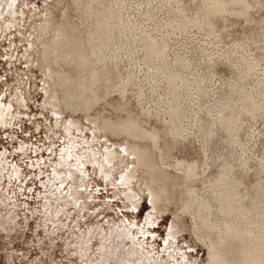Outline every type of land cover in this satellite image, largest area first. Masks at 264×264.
<instances>
[{
    "label": "rangeland",
    "instance_id": "374dc122",
    "mask_svg": "<svg viewBox=\"0 0 264 264\" xmlns=\"http://www.w3.org/2000/svg\"><path fill=\"white\" fill-rule=\"evenodd\" d=\"M16 12L0 264H264V0Z\"/></svg>",
    "mask_w": 264,
    "mask_h": 264
},
{
    "label": "flooded vegetation",
    "instance_id": "af4514ba",
    "mask_svg": "<svg viewBox=\"0 0 264 264\" xmlns=\"http://www.w3.org/2000/svg\"><path fill=\"white\" fill-rule=\"evenodd\" d=\"M18 0H0V20L3 21L6 19V15L10 17L6 27L15 25V20L17 19L16 4ZM15 119V115L12 111V107L9 105L2 104L0 111V123L3 126H7Z\"/></svg>",
    "mask_w": 264,
    "mask_h": 264
},
{
    "label": "bare ground",
    "instance_id": "6f19581e",
    "mask_svg": "<svg viewBox=\"0 0 264 264\" xmlns=\"http://www.w3.org/2000/svg\"><path fill=\"white\" fill-rule=\"evenodd\" d=\"M220 6V5H219ZM83 57V56H82ZM84 58V57H83ZM74 86V85H73ZM69 87V86H68ZM68 87H66V89H68ZM72 87V86H71ZM70 87V88H71ZM76 87V86H75ZM65 92V91H64ZM67 93V92H66ZM65 100V99H64ZM77 100V99H76ZM66 101V103H67V105L68 106H72L73 104H72V102H73V99H71V97L69 96V95H67V99L65 100ZM76 103V102H75ZM74 106V105H73ZM79 106V105H78ZM71 108H73V107H71ZM75 108V107H74ZM74 110V109H73ZM71 121V120H70ZM73 125V124H72ZM155 140V139H154ZM80 162V161H79ZM60 167V166H59ZM81 168V167H80ZM79 171V170H78ZM81 172V171H80ZM228 227H229V225H227ZM227 227V228H228ZM231 229H233V227H231ZM230 229V230H231ZM228 230H229V228H228ZM234 230V229H233ZM236 230V229H235ZM240 231H242V230H240ZM247 231V230H246ZM228 233V232H227ZM233 233H234V231H233ZM245 233V232H244ZM249 233V232H248ZM230 234H232V233H230ZM242 236V235H241ZM213 243H212V245L210 246L213 250L210 252L211 253V263L212 264H220L219 263V261H218V258L216 257V251H215V249L213 248Z\"/></svg>",
    "mask_w": 264,
    "mask_h": 264
}]
</instances>
